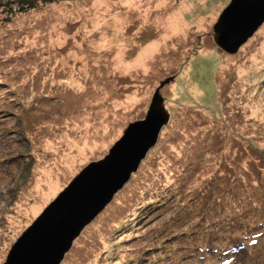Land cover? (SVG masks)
Instances as JSON below:
<instances>
[{"label":"rangeland","instance_id":"1","mask_svg":"<svg viewBox=\"0 0 264 264\" xmlns=\"http://www.w3.org/2000/svg\"><path fill=\"white\" fill-rule=\"evenodd\" d=\"M229 2L76 0L0 21V264L155 97L169 122L60 264H222L209 248L234 243L228 264H264V22L224 52Z\"/></svg>","mask_w":264,"mask_h":264},{"label":"water","instance_id":"2","mask_svg":"<svg viewBox=\"0 0 264 264\" xmlns=\"http://www.w3.org/2000/svg\"><path fill=\"white\" fill-rule=\"evenodd\" d=\"M264 22V0H230L213 26L215 44L228 54ZM155 97L144 119L130 123L103 158L87 163L11 246L3 264H60L89 224L137 171L169 122Z\"/></svg>","mask_w":264,"mask_h":264},{"label":"trees","instance_id":"3","mask_svg":"<svg viewBox=\"0 0 264 264\" xmlns=\"http://www.w3.org/2000/svg\"><path fill=\"white\" fill-rule=\"evenodd\" d=\"M66 1H76V0H0V21H9L10 18H12L13 16L18 14H24L28 11L34 10L35 8L41 5H48L56 2H66ZM244 227L248 228L247 230H249L251 226L246 225L243 226V228ZM255 242H257V239L253 236L252 239L250 240V243L255 244ZM238 247L239 244L234 243L224 248H221L219 246H212L211 248H209V250H214L216 252L218 256L216 259L222 260V264H228L230 262L229 257L236 255L237 251L235 250L240 249ZM228 252H232V254H230L229 257L224 256L225 254L227 255ZM210 264H216V263H210Z\"/></svg>","mask_w":264,"mask_h":264},{"label":"bare ground","instance_id":"4","mask_svg":"<svg viewBox=\"0 0 264 264\" xmlns=\"http://www.w3.org/2000/svg\"><path fill=\"white\" fill-rule=\"evenodd\" d=\"M223 244V243H222ZM218 246H220V245H218ZM222 246V245H221ZM210 253V252H209ZM230 255V254H229ZM209 258V257H208ZM102 261V260H101ZM98 262H100V260L98 261Z\"/></svg>","mask_w":264,"mask_h":264}]
</instances>
